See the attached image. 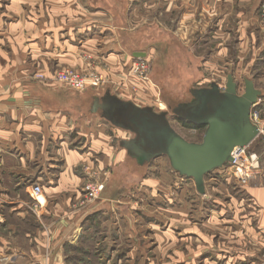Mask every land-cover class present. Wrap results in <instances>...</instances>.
I'll use <instances>...</instances> for the list:
<instances>
[{"label":"crops","instance_id":"crops-1","mask_svg":"<svg viewBox=\"0 0 264 264\" xmlns=\"http://www.w3.org/2000/svg\"><path fill=\"white\" fill-rule=\"evenodd\" d=\"M82 1L45 0L47 9L43 10L35 5L37 0H0V264L3 257L11 258L6 264H67V251L75 253L87 239L95 241L96 249L101 242L108 243L110 228L101 230L87 220L92 213L125 197L118 194L120 188L113 183L119 175L118 166L125 165V175L133 176L128 164L135 160L110 140L113 129L120 128H113L106 120L112 126L95 124L96 117L101 118L91 112L90 106L100 90L76 92L52 78L63 67L91 69L87 56L95 52L99 63L108 64L110 73L130 69L131 61L118 43L112 23L86 16ZM186 5L182 0L179 7ZM191 12L184 9L183 18L191 17ZM138 52L147 57V52L136 49L129 55ZM93 65L95 71L104 73ZM132 80L141 94L146 93L144 98H150L149 81ZM109 89L131 100L115 87ZM85 136L90 152L80 146ZM92 152L101 154L93 159ZM83 164H94L99 170L110 168V174L99 172L106 182L98 198L99 208L93 211L89 204H78L85 178L80 169ZM217 172L219 169L204 179L208 203L206 247L203 254L194 256H202L206 264H260L264 255V170L244 186L216 176ZM164 176L170 180L172 175L169 172ZM142 182L146 184L147 179ZM31 183H39L43 190L40 220L26 208ZM194 191L198 198L200 194ZM220 195L222 200L217 197ZM120 209L132 213L133 207ZM130 217L118 224V239L112 240L105 264L114 260L117 264L148 263L142 252L145 245L136 244L138 229ZM102 251L97 254L100 262Z\"/></svg>","mask_w":264,"mask_h":264},{"label":"rangeland","instance_id":"rangeland-1","mask_svg":"<svg viewBox=\"0 0 264 264\" xmlns=\"http://www.w3.org/2000/svg\"><path fill=\"white\" fill-rule=\"evenodd\" d=\"M37 1L36 6L47 9L45 0ZM183 1L187 3L183 9L179 7L182 0L82 1L86 16L112 23L117 32L118 43L126 51L130 64L137 60L138 56L129 55L136 49L147 52L145 60L148 65L144 79L129 70L126 73L123 70L110 73L108 64L105 61L99 63L98 54L95 55V52L87 56L91 69L76 70L100 73V70L93 69V64L101 67L106 81L104 87H115L124 97L134 100L139 106H149L156 112L167 111L171 126L189 141H200L204 128L194 131L182 126L172 118L170 108L179 102L188 101L191 98L189 89L192 87H205L216 82L223 89L227 73L233 75L238 94L244 91V78L253 80L255 87L261 90L259 107L264 121V0H195V3L193 0ZM190 2H193L191 7ZM184 9L185 13L192 10L191 17L183 18ZM132 79L149 81L150 98H144L147 97L146 93L141 94L142 91L133 85ZM61 84L75 91L68 85ZM102 88H88L82 92L92 93L97 89L101 95L105 91ZM96 118V125L112 126L102 118ZM113 131L116 137L110 132V140L115 148L119 146V136H132L121 129ZM105 132L109 131L105 128ZM257 140L249 149L258 150ZM88 144V136L80 140L83 151L90 152ZM100 154L92 152L90 157L95 159ZM129 163L128 171L132 169L133 176L125 175V165H121L116 169V173H119L117 181L113 182L120 188L117 193L125 196L123 202L114 203L113 210L112 206H107L97 212L98 214L92 213L87 220L101 230L103 227L110 228L107 234L111 237L106 240L108 243L101 242L96 249L95 241L87 239L85 245L88 247L84 245L75 253L70 252L71 249L67 251V264H101L97 260V254L103 250L101 253L106 252L110 256L112 240L118 239V224H122L129 216V220L138 229L135 231L136 244L145 245L142 252L148 259L147 264H206L202 256H194L203 254L206 247L208 203L205 194L195 198L192 179H182L171 169L165 156L156 157L141 168L134 161ZM80 169L85 175L84 181L90 176L99 177L101 173H94L104 170L110 174L109 167L99 170L94 164H83ZM169 172L172 175L170 180L164 176ZM205 178H209V175ZM145 179L147 183L142 184ZM217 197L222 200L221 195ZM98 206V199L88 205L92 207V211L99 208ZM123 206H132V213L121 210ZM192 235H197L198 238L195 239ZM263 258L260 264H264ZM10 260L11 258L3 257L1 263L6 264Z\"/></svg>","mask_w":264,"mask_h":264},{"label":"water","instance_id":"water-1","mask_svg":"<svg viewBox=\"0 0 264 264\" xmlns=\"http://www.w3.org/2000/svg\"><path fill=\"white\" fill-rule=\"evenodd\" d=\"M142 57L144 53H134ZM244 91L238 94L231 73L221 89L216 82L209 86L190 88L191 99L170 108L177 118L204 128L200 141H189L170 124L167 111L156 112L125 100L107 88L94 95L91 112L132 136L120 139L119 147L137 165H145L159 156L168 159L171 169L181 177L192 179L198 194H205L206 175L232 160L235 146L250 144L257 128L249 118L250 107L261 96L253 80L244 78Z\"/></svg>","mask_w":264,"mask_h":264},{"label":"built area","instance_id":"built-area-1","mask_svg":"<svg viewBox=\"0 0 264 264\" xmlns=\"http://www.w3.org/2000/svg\"><path fill=\"white\" fill-rule=\"evenodd\" d=\"M148 62L144 57H137L131 66L130 73L144 79L146 75ZM105 75L98 72H80L74 68H61L54 72L52 78L58 83H64L71 89L82 92L88 88L103 87ZM41 78V75H37ZM260 98L257 99L250 107L249 118L252 124L257 128V135L253 141L246 146H235L231 151L232 160L219 168L217 176L232 180L236 186H244L249 179L255 174L264 170V121L259 107ZM196 130V129H192ZM258 139V140H257ZM257 140L258 150L249 149L250 145ZM94 174H100L94 173ZM183 179V177H181ZM81 189L78 204L85 206L99 198L105 187V178L100 174L99 177L86 178ZM85 180V179H84ZM42 187L39 183L30 185V202L26 204L29 210L37 219L42 216Z\"/></svg>","mask_w":264,"mask_h":264},{"label":"trees","instance_id":"trees-1","mask_svg":"<svg viewBox=\"0 0 264 264\" xmlns=\"http://www.w3.org/2000/svg\"><path fill=\"white\" fill-rule=\"evenodd\" d=\"M184 127H187V128H194V129H197V128H199V127H197V126H194V125H192V124H189V123H181ZM108 253H103V255H102V261H101V264H105L104 262H105V260L107 259V257H108V255H107ZM120 255V254H119ZM117 256V255H116ZM113 264H116V261H114V263Z\"/></svg>","mask_w":264,"mask_h":264},{"label":"flooded vegetation","instance_id":"flooded-vegetation-1","mask_svg":"<svg viewBox=\"0 0 264 264\" xmlns=\"http://www.w3.org/2000/svg\"><path fill=\"white\" fill-rule=\"evenodd\" d=\"M208 86H209V85H208ZM190 99H191V98H190ZM167 115H168V114H167ZM170 115L172 116V118H173L174 120H176V121L179 122L180 124L183 123V122H184V123H189V122H187V121H184V120H181V119L177 118L174 114L171 113V111H170ZM169 121H170V119H169ZM189 124H191V123H189ZM181 125H182V124H181ZM182 126H183V125H182ZM200 127H202V126H200ZM200 127H199V128H200ZM199 128H197V129H199ZM189 129H193V128H189ZM197 129H196V130H197Z\"/></svg>","mask_w":264,"mask_h":264},{"label":"bare ground","instance_id":"bare-ground-1","mask_svg":"<svg viewBox=\"0 0 264 264\" xmlns=\"http://www.w3.org/2000/svg\"><path fill=\"white\" fill-rule=\"evenodd\" d=\"M233 150V149H232Z\"/></svg>","mask_w":264,"mask_h":264}]
</instances>
